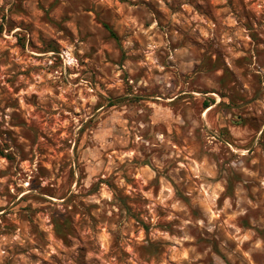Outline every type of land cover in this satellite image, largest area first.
Here are the masks:
<instances>
[{
	"label": "rangeland",
	"instance_id": "rangeland-1",
	"mask_svg": "<svg viewBox=\"0 0 264 264\" xmlns=\"http://www.w3.org/2000/svg\"><path fill=\"white\" fill-rule=\"evenodd\" d=\"M189 116L212 127L177 136ZM140 125L184 150L180 185L148 179L165 146L137 157ZM128 151L133 196L96 172ZM262 182L264 0H0V264H264Z\"/></svg>",
	"mask_w": 264,
	"mask_h": 264
},
{
	"label": "clouds",
	"instance_id": "clouds-1",
	"mask_svg": "<svg viewBox=\"0 0 264 264\" xmlns=\"http://www.w3.org/2000/svg\"><path fill=\"white\" fill-rule=\"evenodd\" d=\"M171 19L174 22L179 23V20H177V18L175 16H173ZM225 23L235 25L236 22H235V20L229 19V20H226ZM152 27L155 28L156 25L153 23ZM209 28L211 29L212 26L209 25ZM204 35L207 36V33H204ZM129 43H130V41H129ZM151 47L155 48L157 46L152 45ZM84 50H86V49H81V54L83 53ZM71 51H72V49L69 48V52H71ZM65 55H67V53H65ZM66 63H68L70 65H76V60L69 59L66 61ZM153 66H155V61H153ZM157 82H159V81H157ZM165 83H166V81H165ZM201 125L203 126L202 131L205 128H211L212 127V125L208 119H206V118H203V119L193 118L192 116H189L187 118V123H186V120L180 119L179 117H176L173 127L175 128L176 135L180 136V135H182L180 126H184L185 127V133L191 138L193 135V131L197 127H200ZM144 127H145V125H140L138 129L134 130V134L136 136V139L132 141V144L135 147V155L137 157H140V145H144L145 150L148 152H150L151 149H153V148H160L161 146H165V154L163 156H161L159 159H157L155 156L152 157V163L155 166L156 171L149 172L148 173V179H151L152 177L156 176L158 173L161 175L165 174L164 169L168 168L169 170L166 173V175L168 177H170L177 185H180L181 180H182V178L180 177V170L185 169V171H187L188 165L186 163H181V164H179L178 167H175V168L170 167V165L175 163L178 158H181L182 152H184V150L180 149V150L173 151L172 147L169 146L170 142L165 138V136H162L159 134H153L152 139H143L141 130ZM117 143H119L122 147H126L128 145V139H127V137H125L123 140L117 141ZM211 143H212V140L209 139L208 144H211ZM109 147H111V145H109ZM204 147L207 148V145H205ZM216 150L217 149H210V151H216ZM233 151H236V149H233ZM133 154L134 153L132 151H128V152H125L122 156H120L118 158L114 157L110 161L109 166L102 172L100 171L99 163L97 164V168H96V172H99L100 175L103 176L105 179L110 178L113 175V172L115 171L116 179L113 182L116 184L117 189H123L124 194L128 195V196L135 195V193L137 192V189H133L131 187V185L125 184L124 180L120 179L119 177L121 176L122 173H124L126 171L128 165L131 164V157L133 156ZM192 154H193L192 152L187 153V155H192ZM70 155H71V153H69V156ZM239 155L243 156V155H245V153L241 152V153H239ZM124 156H127L129 158L128 161H125ZM142 158L143 157H141V159ZM183 158L185 160H187V156H184ZM117 159H118V163H117ZM253 163H255V161H253ZM120 164H124L125 169H120L119 168ZM33 167H35V166L33 165ZM232 167H235V165H232ZM197 174L200 175L201 180H205V178L207 176H211L214 173L207 170L206 168H204L203 165H201L200 169L197 170ZM127 175L132 176L133 173L131 171H128ZM144 179L145 178L142 174L140 177V180L143 181ZM47 182L48 181H44V183H47ZM93 182H95V177H93L89 181H85L80 189H77L73 185L71 190L73 192H80V191L86 192L88 185L90 183H93ZM262 184H264V182H262ZM165 185L167 186L166 181H165ZM216 187H217V189L222 191V189L219 188V185H217ZM145 195H148V193H145ZM188 195H191V194L188 193ZM172 196H173L172 189H171V187H168V197H166V198L171 199ZM113 197H114V193L112 191L108 190L107 188H103L99 193H97V196L90 197L88 200L85 201V203L86 204L87 203L98 204V205H100V209H98L97 211H102L105 208V203L107 201H112ZM213 200H214V197H213ZM159 203L164 204V200H160ZM236 203H237V207L239 209V214H242L244 211V209L240 207L242 202L239 199H237ZM225 205H226V207H231V205L227 201H225ZM169 206L173 209L180 210L177 207L176 203H172ZM95 214L96 213H93V215H95ZM205 215L207 216V212H205ZM172 218H174V217H169V219H172ZM144 219L147 220V217H144ZM186 224H187V221L182 223L180 225V227L183 229L186 226ZM196 224L202 228H207L208 232H212L213 227L216 226L213 223V220L211 217H208L207 223H204L202 221H197ZM110 227H111L112 231L115 233L117 231L118 225L112 224ZM120 231H121V233H123L124 229L121 228ZM237 231H239V229H237ZM185 238L187 239L188 237H185ZM246 238L247 237H244V239H246ZM256 247H259V245H256ZM105 250H107V249H105ZM129 251H130V249H129ZM4 255H6V253H4Z\"/></svg>",
	"mask_w": 264,
	"mask_h": 264
},
{
	"label": "trees",
	"instance_id": "trees-1",
	"mask_svg": "<svg viewBox=\"0 0 264 264\" xmlns=\"http://www.w3.org/2000/svg\"><path fill=\"white\" fill-rule=\"evenodd\" d=\"M106 28L110 31V33H111V35L114 37V38H116V39H118V35H117V33L109 26V25H106ZM208 105V104H207Z\"/></svg>",
	"mask_w": 264,
	"mask_h": 264
}]
</instances>
